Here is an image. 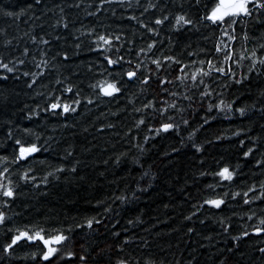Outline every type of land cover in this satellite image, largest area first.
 <instances>
[{
	"label": "trees",
	"instance_id": "1",
	"mask_svg": "<svg viewBox=\"0 0 264 264\" xmlns=\"http://www.w3.org/2000/svg\"><path fill=\"white\" fill-rule=\"evenodd\" d=\"M218 4L0 0V264H264V10Z\"/></svg>",
	"mask_w": 264,
	"mask_h": 264
},
{
	"label": "snow or ice",
	"instance_id": "2",
	"mask_svg": "<svg viewBox=\"0 0 264 264\" xmlns=\"http://www.w3.org/2000/svg\"><path fill=\"white\" fill-rule=\"evenodd\" d=\"M37 2H39V0H37ZM249 3L253 4V9L264 10V0H220V3L212 11L211 15L206 17V19L212 20L215 23L217 21H223L224 18L226 16H229V15H231L233 17L239 16L241 13H243L244 15H251L252 9H249L247 7V5ZM9 15H11V13H9ZM181 22H183V23H191V21L186 20L185 17H183V16H180V17L177 18V23L179 24ZM156 23L159 24V23H162V21L157 20ZM231 23H235V21L233 20V21H231ZM100 39L103 40L105 43H109V41L106 40L104 37H100ZM149 47H151V46H149ZM253 55H255V53H253ZM109 63L110 64L111 63H115V61L109 60ZM153 63L157 64V67H159V65H160L159 61H153ZM209 63H211V62H209ZM260 63L264 64V60H261ZM0 67L6 69L8 72H12L13 71V68L8 67L7 64L0 63ZM137 67H139V66H137ZM182 71H183V69H182ZM217 71L223 72L224 70L223 69H217ZM202 74L204 76H207V75H209V72H203ZM25 75H28V73H25ZM135 75H136L135 72H129L128 73L129 78H132ZM192 79L193 80L196 79L195 74L192 76ZM145 83H147V81H145ZM68 91H71V89H68ZM118 91H119V89L116 88V86L114 84H109L107 86V88L104 89L105 95H112L113 92H118ZM57 107H59L58 104H53L52 105L53 109H56ZM69 110H70L69 106H64L63 107V111L64 112H68ZM71 110L74 111L75 109H71ZM240 111L243 113V110H240ZM141 123H143V121H141ZM172 127H173L172 124H164L162 126V128L160 130H158V131L167 132ZM35 151H38V149L35 146H33V147L29 148V149L21 148V157H23L25 155V153H31V152H35ZM219 175L222 178H224V179H228V180L232 179V173L227 168L223 169V171L220 172ZM3 195L7 196V197H12L14 195V193H13V191L11 189H8V190H5L3 192ZM244 195L247 196L248 193H244ZM223 202H224L223 200L207 201V203L212 204V205H214L216 207H219ZM245 203H248V200H245ZM3 221H4V216H3V214H0V223H2ZM97 222H99V221H97ZM262 223H264V222H262ZM91 225H92V221H89V225L88 226L91 227ZM24 236H28V234L25 232V233H21L20 236L15 237L13 239V241H12V244L8 245V248H12V246L14 244H16V242L18 240H20L21 237H24ZM36 237L44 240V243H45L46 246L50 245V244H53V243L59 244L63 240L67 239V237H65L62 234L57 235L54 238L47 239V240H45L44 237L40 236L39 233L36 234ZM28 238L32 239L33 237H28ZM5 251H7V249H5ZM56 251H57L56 248L49 247L47 253H45L43 255V259L44 260L50 259L51 256ZM262 251H264V249H262ZM81 259H83V257H81Z\"/></svg>",
	"mask_w": 264,
	"mask_h": 264
},
{
	"label": "rangeland",
	"instance_id": "3",
	"mask_svg": "<svg viewBox=\"0 0 264 264\" xmlns=\"http://www.w3.org/2000/svg\"><path fill=\"white\" fill-rule=\"evenodd\" d=\"M249 5V4H248ZM248 5H247V7H248ZM226 17H231V15H229V16H226ZM225 17V18H226ZM226 42V41H225ZM25 233V232H24ZM27 234H28V236H24V237H21V239H29L28 237H33L32 239H29V240H39L40 238H37L36 237V234H37V232L36 233H29V232H26ZM40 234V236H42V237H44L41 233H39ZM54 238V237H53ZM44 239L45 240H47V238H45L44 237ZM48 239H51V238H48ZM40 240H42V239H40ZM42 241H44V240H42ZM49 247H53V248H56L57 249V247H58V244H56V243H53V244H50V245H47V251H48V248ZM57 252V251H56ZM56 252L54 253V254H56ZM53 254V255H54Z\"/></svg>",
	"mask_w": 264,
	"mask_h": 264
},
{
	"label": "water",
	"instance_id": "4",
	"mask_svg": "<svg viewBox=\"0 0 264 264\" xmlns=\"http://www.w3.org/2000/svg\"><path fill=\"white\" fill-rule=\"evenodd\" d=\"M218 2L220 3V0H218Z\"/></svg>",
	"mask_w": 264,
	"mask_h": 264
}]
</instances>
